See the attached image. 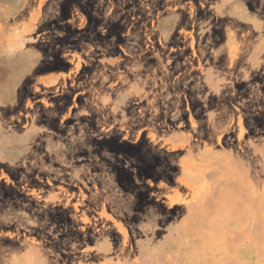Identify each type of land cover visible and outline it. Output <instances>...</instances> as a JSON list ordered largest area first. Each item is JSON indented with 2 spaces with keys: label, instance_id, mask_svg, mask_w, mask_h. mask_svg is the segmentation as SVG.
<instances>
[{
  "label": "rangeland",
  "instance_id": "rangeland-1",
  "mask_svg": "<svg viewBox=\"0 0 264 264\" xmlns=\"http://www.w3.org/2000/svg\"><path fill=\"white\" fill-rule=\"evenodd\" d=\"M115 263L264 264V0H0V264Z\"/></svg>",
  "mask_w": 264,
  "mask_h": 264
},
{
  "label": "bare ground",
  "instance_id": "bare-ground-1",
  "mask_svg": "<svg viewBox=\"0 0 264 264\" xmlns=\"http://www.w3.org/2000/svg\"><path fill=\"white\" fill-rule=\"evenodd\" d=\"M223 240V239H222ZM223 247H225V246H223ZM203 248V247H202ZM220 250V249H219ZM223 250V249H222ZM210 258V257H209ZM185 259V258H184ZM197 261V260H196ZM116 264V263H115Z\"/></svg>",
  "mask_w": 264,
  "mask_h": 264
}]
</instances>
